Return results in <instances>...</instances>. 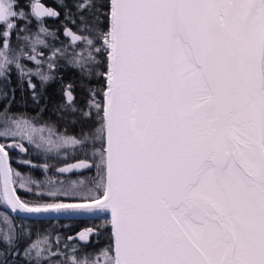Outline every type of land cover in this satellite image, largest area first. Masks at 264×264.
Returning <instances> with one entry per match:
<instances>
[{
  "label": "snow or ice",
  "instance_id": "1",
  "mask_svg": "<svg viewBox=\"0 0 264 264\" xmlns=\"http://www.w3.org/2000/svg\"><path fill=\"white\" fill-rule=\"evenodd\" d=\"M25 7L0 0V78L8 80L14 65L38 103L31 76L53 79L37 59L40 35H54L41 18L59 14L32 0ZM100 7L106 30L82 17L81 31L93 38L65 31L85 45L68 64L82 79L104 82L89 91L79 135L38 129L9 116L8 105L0 111V174L12 210L96 217L101 223L67 239L90 244L106 235L107 243L94 255L73 248L61 260L45 237V248L23 249L24 264H264V0H108ZM33 18L39 31L23 36L32 54L16 52L12 37L19 40ZM57 54L63 51L48 57L49 70ZM65 96L74 100L68 90ZM26 144L45 154L83 151L84 159L57 171L94 167L96 176L61 182L43 203L22 201L10 187L8 161L9 151L27 153ZM2 242L0 264L21 257L7 232Z\"/></svg>",
  "mask_w": 264,
  "mask_h": 264
},
{
  "label": "trees",
  "instance_id": "2",
  "mask_svg": "<svg viewBox=\"0 0 264 264\" xmlns=\"http://www.w3.org/2000/svg\"><path fill=\"white\" fill-rule=\"evenodd\" d=\"M107 2L108 0H87L86 3L65 0L63 6H52L59 15L53 21L43 20V26L54 35L41 34L40 38L45 41V45L36 47L38 53H43V56L37 55V59L43 61L39 66L40 71L53 77V79L42 82L38 76H31L39 101L37 103L33 100V90L29 88L27 83L29 77L24 76L22 78L13 65L8 74L9 79L0 78V111L10 105V108H8L9 116L29 119L38 129L53 127L58 134L79 135L80 123L82 122L81 113L88 110L86 102L89 100V91L99 92L104 82L98 76H91L90 80L82 79L80 71L68 64V60L73 58V54L81 53L85 45L82 40L73 41L63 37L61 30L62 28H68L72 34L93 38V34L81 31L84 27L81 24V18L83 17L85 20L91 21L96 27L106 30L107 20L102 13L107 9L100 7V5L107 4ZM28 3L29 0H20L22 7H25ZM80 4L85 5L83 10L79 8ZM91 5H96V7H91ZM27 10V7H25V11ZM26 28L27 31L20 34L21 38L18 40L17 48L18 52L23 49L28 54H32L31 48H29L31 47V40L26 42L23 40V36L28 35L33 39L35 38V34L39 31L36 19L33 18L32 22L26 25ZM56 49H61L63 55L57 54L53 59L55 68L49 70L47 66L48 57ZM97 59L103 60L100 56ZM21 63L25 66V69H32L33 72L37 69V65L27 59L22 58ZM99 70L104 71L106 69L101 67ZM69 85H71V88L68 87ZM66 90L73 95V101L65 99L64 92ZM5 93H7V98L4 96ZM72 107L76 108L75 112L71 111ZM92 118L95 119L94 110ZM41 134L48 135L46 130L43 133L37 132L34 135L39 136ZM25 146L28 148L27 153L19 150L9 151L8 161L9 166L14 170L12 187L16 189V195L22 201L43 203L49 199L47 193L53 187H61V182H63V186H67L73 180H90L96 176L94 167L90 172L84 169L80 171L73 170L68 173L57 171L61 167L84 159L85 153L83 151H70L67 155L63 153L57 155L55 152L45 154L33 145L26 144ZM87 154L91 157V147L87 149ZM24 160L31 161V164H24ZM44 165L48 167L45 168ZM15 173H19L20 176L17 177ZM29 181L35 183H29ZM99 223H101V220L96 217L87 219H29L14 216L5 209L0 198V250L5 249L2 236L4 232H7L14 243L19 245L17 251L21 250L22 253L23 249L32 243H37L40 249L45 248V237H47V243L52 246L53 251L61 253V260L72 255L73 248L77 250L80 256L94 255L99 248L106 245V235H102L98 239L93 237L90 244H80L78 241H70L67 238L75 232L93 227ZM12 260H15L18 264V258L12 257ZM12 260L9 264H12ZM22 262L24 264L23 259Z\"/></svg>",
  "mask_w": 264,
  "mask_h": 264
},
{
  "label": "water",
  "instance_id": "3",
  "mask_svg": "<svg viewBox=\"0 0 264 264\" xmlns=\"http://www.w3.org/2000/svg\"><path fill=\"white\" fill-rule=\"evenodd\" d=\"M48 9H51V8H48ZM65 31H66V29L63 31V35L67 36L65 34ZM64 96H65V92H64ZM65 99L67 100L66 96H65ZM74 170L80 171L82 169H74ZM10 187H12V184L10 185ZM3 189H4V178H3V175L0 174V198H1V201H2L5 209L10 214H12L14 216L29 218V219H49V218H51V219H87V218H94L93 216L84 215V214H73V215L56 214V213L35 214V213H26V212H23L20 210H12L11 206L7 204V201L3 197Z\"/></svg>",
  "mask_w": 264,
  "mask_h": 264
},
{
  "label": "flooded vegetation",
  "instance_id": "4",
  "mask_svg": "<svg viewBox=\"0 0 264 264\" xmlns=\"http://www.w3.org/2000/svg\"><path fill=\"white\" fill-rule=\"evenodd\" d=\"M70 1V0H69ZM74 1H81V2H83V3H86V1L87 0H74ZM32 2H39V3H41L42 5H44V7L45 8H51L53 11H55L56 12V10L52 7L53 5H64L65 4V0H33ZM57 18V16L54 18V17H43V18H41L42 20H50V21H53V20H55ZM65 29H68V28H62V34H63V31L65 30ZM69 30V29H68ZM69 32H70V30H69ZM72 33V32H71ZM63 37H65V38H69V39H71L72 40V37H71V35H67V36H64L63 35ZM11 43H12V46H13V48L16 50V52H18V48H17V46H18V39L16 38V36L15 35H13V37H12V40H11ZM84 230V229H83ZM80 231H82V230H80ZM80 231H78V232H75V233H73L72 235H70V236H72V237H76V235H77V233H79ZM69 237V236H68ZM68 240V239H67ZM70 241H78V240H70ZM80 244H85L84 242H80V241H78ZM38 248H40V247H38ZM19 252L21 253V257L20 258H18V264H22L23 262H22V252H21V250H19ZM83 256H85V255H83Z\"/></svg>",
  "mask_w": 264,
  "mask_h": 264
},
{
  "label": "rangeland",
  "instance_id": "5",
  "mask_svg": "<svg viewBox=\"0 0 264 264\" xmlns=\"http://www.w3.org/2000/svg\"><path fill=\"white\" fill-rule=\"evenodd\" d=\"M30 43H32V41H31ZM30 46H31V45H30ZM37 46H42V45H39V44H38ZM29 48H31V47H29ZM96 71L99 72V71H100L99 68H97ZM92 76L97 77L96 75H92Z\"/></svg>",
  "mask_w": 264,
  "mask_h": 264
}]
</instances>
